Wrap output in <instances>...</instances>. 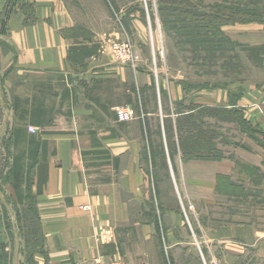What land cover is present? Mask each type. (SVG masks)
I'll use <instances>...</instances> for the list:
<instances>
[{
	"label": "crops",
	"instance_id": "obj_1",
	"mask_svg": "<svg viewBox=\"0 0 264 264\" xmlns=\"http://www.w3.org/2000/svg\"><path fill=\"white\" fill-rule=\"evenodd\" d=\"M8 1L0 0V11ZM19 1L12 5L7 33L0 32V109L8 117L2 120V139L10 144L0 153L10 169L12 133L20 126L26 128L27 141L34 137L40 150L46 149L45 160L39 152L36 167L25 172L36 194L45 253L28 259L16 249L21 244L13 242L6 228L0 189V264H17V254L18 264H98L113 258L127 264H166L160 235L145 208L156 199L142 162L147 132L165 122L174 125L177 117L205 105L242 108L264 129V90L247 89L235 105L226 91L197 92L189 99L182 84L149 67L142 46H134L131 62H121L103 40H77L72 34L77 22L64 0H25L34 7L35 21L30 23ZM12 64L21 70L16 84L5 75ZM154 82L158 90L152 97L148 91ZM15 96L22 99L17 113ZM122 106H131L136 118L121 120L117 108ZM215 148L221 152L216 159L196 157L176 166L182 176L181 197L189 199L190 193L198 204L200 238L207 250H256L264 259V144L246 135L231 140L228 151ZM40 179L45 183L38 193ZM3 187L16 202L12 183ZM222 207L232 209L230 216H209L210 209ZM167 215V239L192 250L187 238L179 242L175 237L176 226L186 229L183 217L173 211Z\"/></svg>",
	"mask_w": 264,
	"mask_h": 264
},
{
	"label": "rangeland",
	"instance_id": "obj_2",
	"mask_svg": "<svg viewBox=\"0 0 264 264\" xmlns=\"http://www.w3.org/2000/svg\"><path fill=\"white\" fill-rule=\"evenodd\" d=\"M64 2L76 19L77 24L72 34L77 40L97 38L107 45L115 40H129L133 44V50L134 46H142V55H146L149 67L182 84L190 96L189 99L197 92L209 94L213 91H226L228 96L231 93V102L237 97L235 93L244 95L250 88L264 90V0ZM181 10L186 11L185 15ZM194 11L199 14V17H195L196 22H192L194 17L191 14L190 19L187 18L189 14L186 15ZM207 26L210 31L205 29ZM20 71V68L12 64L5 75L16 84L19 83ZM149 90L148 94L153 97L158 90L155 82ZM187 103L190 104V101ZM165 105L163 95L162 112L166 110ZM176 109H182L181 105H176ZM235 109L237 107L228 110L205 105L204 109L194 112L197 122L194 121V126L187 123V127H190L188 130L180 125L177 117L175 124L169 125L171 128L164 124V127L147 132L142 162L153 179L156 188L153 197L156 199L147 202L145 208L160 235L166 264H264V259H261L256 250H243L241 253L239 250L206 249L200 238L201 229L198 227V220L202 218L200 212L197 215L198 204L190 193L189 199L187 196L181 197L184 193L182 176L180 172L176 173V166L197 156L191 149L195 147V142L186 143V135L189 130L192 132L191 128H197L199 136H207L212 144L225 148V151H228L231 140H243L246 135L264 144V129L251 122L242 108H238L239 111H234ZM7 118L6 113L0 109L2 154L4 148L8 149L10 145L2 139L5 129L2 120ZM207 144L201 142L198 145L205 147ZM214 152H205V155L210 157ZM218 153L221 154L220 151ZM2 154L0 153V189L4 195L1 197L6 211V223L12 233L13 242L17 246L21 244L16 249L25 250L22 226L26 217L31 219L32 216L26 215L20 206L15 207L9 194L4 191V183L10 178L7 160ZM206 156L202 159L210 160ZM171 168L175 173L170 172ZM159 186H162L160 190ZM243 194L242 198L246 195L245 192ZM224 207L217 212L210 209L209 216L216 215L224 219L232 210L226 207L224 211ZM171 211L183 217L186 227L184 229L176 226L175 237L179 242H186L187 238L192 250L181 245H172L167 239L166 220L169 218L167 213ZM260 217V214L256 215L258 221ZM18 260L19 254L16 255L17 264Z\"/></svg>",
	"mask_w": 264,
	"mask_h": 264
},
{
	"label": "trees",
	"instance_id": "obj_3",
	"mask_svg": "<svg viewBox=\"0 0 264 264\" xmlns=\"http://www.w3.org/2000/svg\"><path fill=\"white\" fill-rule=\"evenodd\" d=\"M16 2V0H10L8 1L5 9L3 11H0V32L1 33H7V20L10 17V15L14 12L12 5ZM19 4L21 6V9L25 12L26 15V22L30 23L35 21V15H34V7L33 3L27 2L25 0H20ZM177 10V9H176ZM175 10V11H176ZM182 14H184L186 11L181 10L180 11ZM197 12L194 11L186 13L189 14L187 16L188 19H190V14L194 17L192 22H196L195 17H199V14H196ZM185 15V14H184ZM208 15V14H204ZM220 16V15H219ZM257 17V16H256ZM255 18H252V20ZM186 21V20H185ZM169 22V21H167ZM208 31H210L209 26L205 27ZM86 39H91V38H86ZM87 55L94 54V51H86ZM71 57V54H70ZM187 89V88H186ZM187 91V90H186ZM237 97L234 98V100L231 101L232 104H236L237 100H239L243 95L240 93H235ZM229 96L231 97V93H229ZM231 100V99H230ZM22 103V99L19 96H15L13 99V107L15 112H19L20 106ZM141 105L142 107L144 106L143 101L141 100ZM178 105H181L179 102ZM189 107L191 109H195L196 105L193 104V102H190ZM204 109V107H200L199 110ZM219 109H224V108H219ZM234 111H239L238 109H235ZM32 115L34 117H38L39 113L38 112H33ZM178 119V118H177ZM185 121V123H184ZM194 121L197 122V120L194 119V112H189V114L185 115L184 117H179L178 122L180 125L187 130L190 127H187V123L192 124L191 126H194ZM166 126L171 128L167 122H165ZM199 127V124H197ZM192 132L189 130V133L186 135V143H194L195 147H191L192 153L194 155H197L196 157H205V152H214L213 155L210 154V157L207 155L206 157H209L210 159H216L220 157V154L218 153L219 151L215 148V145L212 144L211 139L208 138L207 136H202L197 134V128H191ZM197 134V136H196ZM13 143H14V153H13V162L12 165L9 169V181L12 183L16 195H17V201L14 202L15 207L20 206L24 213L31 214V219H28L26 217L24 226H22V235L25 239V251L26 256L28 259H31V257L35 253H45V240H44V235L42 231V225L40 222V216H39V211L38 207L35 202V197L36 194L32 193L31 190V181L29 177L25 176V172L30 174V171L36 167L37 162H38V157H39V152H41L42 160H45L46 158V149L43 147L40 150V143L39 141L37 142L34 137L30 138L28 141L26 139V128L23 127H14L13 129ZM170 145H171V137L168 138ZM205 143L207 142V146H199V143ZM41 146H44V144ZM206 149V150H204ZM153 155V153H152ZM173 156V154H172ZM29 159L28 162L26 159ZM173 159V158H172ZM154 160V156H152V162ZM40 163V162H39ZM39 165V164H38ZM27 178V179H26ZM42 183H45V181H39V186H38V193L42 192L41 185ZM34 220V221H33ZM159 227V226H158ZM6 228L9 232L10 235L12 233L9 230V226L6 223ZM159 231V228H158Z\"/></svg>",
	"mask_w": 264,
	"mask_h": 264
},
{
	"label": "built area",
	"instance_id": "obj_4",
	"mask_svg": "<svg viewBox=\"0 0 264 264\" xmlns=\"http://www.w3.org/2000/svg\"><path fill=\"white\" fill-rule=\"evenodd\" d=\"M111 54L121 62L132 61L133 59V44L129 40H115L109 45ZM118 117L121 120L129 121L136 118L134 109L131 106H122L117 108ZM31 132H36V127H29ZM98 264H127L122 259H110L99 262Z\"/></svg>",
	"mask_w": 264,
	"mask_h": 264
}]
</instances>
